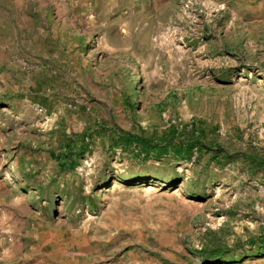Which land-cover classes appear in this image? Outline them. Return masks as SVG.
<instances>
[{"label": "rangeland", "instance_id": "obj_1", "mask_svg": "<svg viewBox=\"0 0 264 264\" xmlns=\"http://www.w3.org/2000/svg\"><path fill=\"white\" fill-rule=\"evenodd\" d=\"M254 158L264 0H0V264H264Z\"/></svg>", "mask_w": 264, "mask_h": 264}, {"label": "trees", "instance_id": "obj_2", "mask_svg": "<svg viewBox=\"0 0 264 264\" xmlns=\"http://www.w3.org/2000/svg\"><path fill=\"white\" fill-rule=\"evenodd\" d=\"M133 138L137 139L138 141H133L136 145H139L140 146V149L141 151L144 153V157H146V159H149L150 157V153L152 151V148L150 147L152 145V143L149 141V140H146L145 138L143 137H140L138 135H129L127 136L125 139L129 142H132ZM187 152H188V155H185L183 154L184 151H183V147H179L176 149V152H177V156L180 157L181 156H184L185 158H188V157H191V153L193 152L194 150V145L190 144V145H187ZM159 154H162L163 155V152L162 151H159ZM253 160V163L258 165V166H262L264 168V159H258V158H254L252 159ZM72 164L73 166L75 165L74 161H72ZM212 257H215V258H221L222 255H223V252L222 251H217V252H213L212 254Z\"/></svg>", "mask_w": 264, "mask_h": 264}]
</instances>
